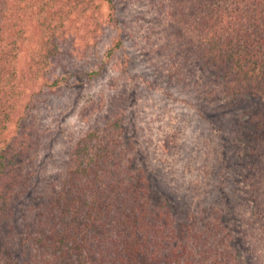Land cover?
Returning <instances> with one entry per match:
<instances>
[{"label": "trees", "instance_id": "1", "mask_svg": "<svg viewBox=\"0 0 264 264\" xmlns=\"http://www.w3.org/2000/svg\"><path fill=\"white\" fill-rule=\"evenodd\" d=\"M93 1L0 0V264H243L242 252L253 256L247 246L251 232L243 229L241 247L227 250L236 237L221 230L220 223L229 219L207 228L185 220L191 215L185 217L161 199L132 158L120 164L124 155H115L113 141L88 152L81 139L59 185L46 184L24 206L36 188L33 155L26 152L31 148L26 122L37 98L63 79L52 78L50 67L74 21L68 14L79 15L92 33L96 23L90 27L86 11ZM105 1L114 8L112 0ZM173 2L195 37L197 61L221 81L219 94L260 101L245 117L249 133L243 135L247 175L261 176L260 181L264 0ZM33 244L41 249L40 258L32 252Z\"/></svg>", "mask_w": 264, "mask_h": 264}, {"label": "rangeland", "instance_id": "2", "mask_svg": "<svg viewBox=\"0 0 264 264\" xmlns=\"http://www.w3.org/2000/svg\"><path fill=\"white\" fill-rule=\"evenodd\" d=\"M112 2L110 9L94 0L86 11L92 33L68 14L74 21L50 67L63 79L37 98L26 122L36 188L24 206L46 184L59 185L81 139L88 152L113 141L120 164L132 158L161 199L191 215L185 220L207 228L229 219L220 223L236 237L227 250L241 247L243 229L251 232L253 256L242 252L243 264H264V175H247L243 138L244 119L260 101L219 94L221 81L197 61L195 37L173 0ZM31 250L41 257L37 245Z\"/></svg>", "mask_w": 264, "mask_h": 264}]
</instances>
